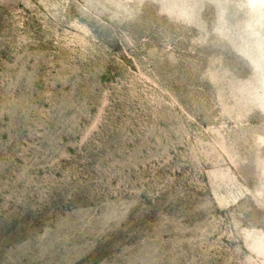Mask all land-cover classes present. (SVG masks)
Masks as SVG:
<instances>
[{
    "label": "rangeland",
    "instance_id": "rangeland-1",
    "mask_svg": "<svg viewBox=\"0 0 264 264\" xmlns=\"http://www.w3.org/2000/svg\"><path fill=\"white\" fill-rule=\"evenodd\" d=\"M0 264H264V0H0Z\"/></svg>",
    "mask_w": 264,
    "mask_h": 264
}]
</instances>
